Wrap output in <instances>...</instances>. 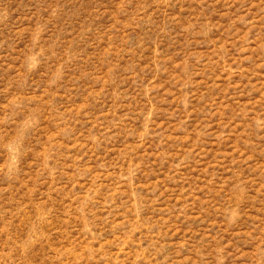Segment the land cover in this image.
<instances>
[{
    "label": "rangeland",
    "instance_id": "374dc122",
    "mask_svg": "<svg viewBox=\"0 0 264 264\" xmlns=\"http://www.w3.org/2000/svg\"><path fill=\"white\" fill-rule=\"evenodd\" d=\"M0 264H264V0H0Z\"/></svg>",
    "mask_w": 264,
    "mask_h": 264
}]
</instances>
